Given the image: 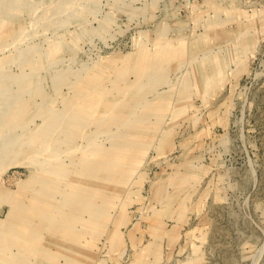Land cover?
Returning <instances> with one entry per match:
<instances>
[{
  "label": "rangeland",
  "instance_id": "374dc122",
  "mask_svg": "<svg viewBox=\"0 0 264 264\" xmlns=\"http://www.w3.org/2000/svg\"><path fill=\"white\" fill-rule=\"evenodd\" d=\"M6 259L264 264V0H0Z\"/></svg>",
  "mask_w": 264,
  "mask_h": 264
},
{
  "label": "bare ground",
  "instance_id": "6f19581e",
  "mask_svg": "<svg viewBox=\"0 0 264 264\" xmlns=\"http://www.w3.org/2000/svg\"><path fill=\"white\" fill-rule=\"evenodd\" d=\"M38 212H39V211H38ZM38 212H37V214H38ZM40 212H41V211H40ZM44 214H45V213H44ZM26 216L29 217V215H26ZM101 216H104V214H102ZM101 216H100V217H101ZM40 218H41V217H40ZM23 219H24L25 222H26V221H27V222H30V223L32 222V220H30V219H27V218H24V217H23ZM41 219H43V218H41ZM50 219H51V218H50ZM44 220H45V219H44ZM50 221H51V220H50ZM50 221H48V222H50ZM70 222H71L70 219L67 220L66 222H63L62 225L60 226V229H66L65 226H67V223H70ZM11 227H12L11 229H13V228L15 227V225H14V226L12 225ZM11 229H10V230H11ZM33 239H34V240H32V241H33L32 243L36 242V239H35L34 237H33ZM7 240H8V239H7ZM9 241H10V240H9ZM23 245H27V244H23ZM1 264H14V263H13L10 259H6L5 262H4V263L1 262ZM19 264H20V263H19Z\"/></svg>",
  "mask_w": 264,
  "mask_h": 264
}]
</instances>
